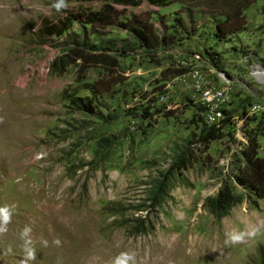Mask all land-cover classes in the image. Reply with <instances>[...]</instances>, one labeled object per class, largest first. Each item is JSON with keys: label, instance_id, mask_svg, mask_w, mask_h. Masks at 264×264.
Returning a JSON list of instances; mask_svg holds the SVG:
<instances>
[{"label": "rangeland", "instance_id": "rangeland-1", "mask_svg": "<svg viewBox=\"0 0 264 264\" xmlns=\"http://www.w3.org/2000/svg\"><path fill=\"white\" fill-rule=\"evenodd\" d=\"M240 2L244 28L217 39L216 24L226 15L232 22ZM53 3L0 0V208L11 214L0 232V264H21L27 248L36 255L27 264H114L122 253L134 264H264V199L250 196L220 221L204 205L244 166L250 133L258 156L264 152V0L116 5L121 21L141 16L176 37L155 53L124 57L118 50L132 39L122 28L74 24L61 37H42L43 19L103 4L71 2L57 12ZM75 43L88 52L109 46L118 67L82 74L77 61L52 74L50 64ZM195 76L229 92L230 122L206 147L198 141L204 116ZM70 97H88L94 113ZM145 109L150 119L141 118ZM164 177V198L146 217L152 229L135 232L145 216L138 210ZM251 226L261 232L225 243L233 229Z\"/></svg>", "mask_w": 264, "mask_h": 264}, {"label": "trees", "instance_id": "trees-1", "mask_svg": "<svg viewBox=\"0 0 264 264\" xmlns=\"http://www.w3.org/2000/svg\"><path fill=\"white\" fill-rule=\"evenodd\" d=\"M55 2V0H53ZM102 1L100 9L97 11L88 10H70L65 11L64 15L58 18L55 22L43 19L41 22L39 34L42 37H61L69 31L74 24H79L82 27L90 26L105 29L107 27L122 28L132 39V44L126 47H121L118 51L123 57L128 52L139 49L146 53H155L160 48H166L173 45L176 37L174 33L160 34L149 20H144L141 16H132L126 22L121 21L120 13L114 8L116 5L125 7H137L139 3L145 1L151 6L159 8L167 6L171 0H66L71 2H93ZM246 7L243 2L238 3L235 11L232 12V22L229 15H226L225 20L216 24L215 37L217 39H225L228 36L239 33L244 28V18L241 12ZM179 23L180 20H178ZM86 44L75 43L74 46L68 49L65 53L58 56L50 64V72L54 75H61L68 67L80 61L79 71L82 74L86 72L89 66H104L106 68L116 69L118 67L117 57L112 54V49L108 46L100 52H88L85 48ZM98 51V49L92 50ZM180 76L183 72H175ZM69 103L76 109L94 113V106L91 99L88 97H70ZM144 110L143 119H150L152 114ZM200 112L203 115V109L200 107ZM225 113V112H224ZM229 119L224 118L219 126H208L203 123L200 134L199 143L205 147L215 140L222 137V128L229 124ZM264 136V133L262 134ZM259 144L256 135L250 133L248 145L242 153L244 166L238 170L231 183L226 182L213 197L205 200V208L216 221H220L226 217L232 208L244 202L248 197L253 196L256 199H264V152L258 156ZM183 165V164H181ZM167 178L164 177L158 180L154 185V190L148 196V206L140 208L139 212H145V216L139 219L135 232L151 230L146 217L150 209L157 207L164 198ZM234 183L236 185H234ZM236 188L239 190L237 191Z\"/></svg>", "mask_w": 264, "mask_h": 264}, {"label": "clouds", "instance_id": "clouds-1", "mask_svg": "<svg viewBox=\"0 0 264 264\" xmlns=\"http://www.w3.org/2000/svg\"><path fill=\"white\" fill-rule=\"evenodd\" d=\"M52 7L55 8L57 12L61 10L67 9L69 7L66 0H55L52 4ZM10 211L7 206L4 208H0V232L7 231V224L10 222ZM31 229L29 227H25L22 235L27 236ZM261 232V226H251L246 228L245 230H236L233 229L231 232L226 234L225 243L230 245H238L244 243L247 239L257 236ZM47 245V241L43 242ZM53 243L57 246L60 245L61 241L56 239ZM36 258L35 251L31 248L26 249V256L24 260L21 261V264H27L29 260H34ZM129 261H133L134 264V255L122 253L120 257H118L114 264H128Z\"/></svg>", "mask_w": 264, "mask_h": 264}, {"label": "built area", "instance_id": "built-area-1", "mask_svg": "<svg viewBox=\"0 0 264 264\" xmlns=\"http://www.w3.org/2000/svg\"><path fill=\"white\" fill-rule=\"evenodd\" d=\"M189 71L187 74L195 75ZM182 82H186L185 74L182 75ZM193 88L197 92V104L203 109L204 122L208 126H219L225 117V106L229 101L228 89L205 84L201 76H195ZM253 111L258 109L253 108Z\"/></svg>", "mask_w": 264, "mask_h": 264}]
</instances>
